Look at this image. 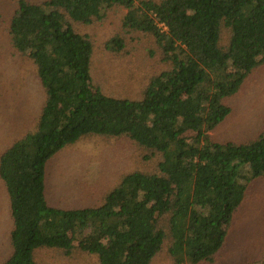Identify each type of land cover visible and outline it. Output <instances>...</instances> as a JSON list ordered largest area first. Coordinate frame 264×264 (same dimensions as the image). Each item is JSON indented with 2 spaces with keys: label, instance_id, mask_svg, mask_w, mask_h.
Wrapping results in <instances>:
<instances>
[{
  "label": "trees",
  "instance_id": "trees-1",
  "mask_svg": "<svg viewBox=\"0 0 264 264\" xmlns=\"http://www.w3.org/2000/svg\"><path fill=\"white\" fill-rule=\"evenodd\" d=\"M113 7L127 9L124 32L154 37L166 64L138 99L94 82L93 41L75 27ZM8 31L36 63L46 100L36 127L0 154L14 221L12 251L0 264H43L42 249L80 250L98 264H151L163 250L173 264L213 260L249 183L264 177V123L246 142L209 133L264 65V0H18ZM124 40L118 34L106 46L120 51ZM91 134L129 138L154 168L121 173L100 206H54L47 163Z\"/></svg>",
  "mask_w": 264,
  "mask_h": 264
},
{
  "label": "rangeland",
  "instance_id": "rangeland-1",
  "mask_svg": "<svg viewBox=\"0 0 264 264\" xmlns=\"http://www.w3.org/2000/svg\"><path fill=\"white\" fill-rule=\"evenodd\" d=\"M17 2L0 0V154L36 127L46 100L36 63L12 46L8 20ZM126 12L125 7H113L103 19L90 24L75 23V27L88 33L93 41L94 82L111 96L138 99L150 78L166 64L160 60V47L153 36L123 31ZM118 34L125 38V47L120 51L106 46ZM229 105V116L209 131L212 139L237 143L254 139L264 123V65L247 78L243 88L230 98ZM148 153L126 137L82 136L47 163V199L61 208L100 206L121 173L154 168L155 160L145 157ZM13 225L8 191L0 177V262L12 251ZM222 225L227 228L229 219ZM37 255L43 264H98L94 255L80 250L66 255L61 250L42 249ZM249 260L264 262V177L249 183L247 196L226 229L224 244L214 259L199 264H240ZM151 264L173 262L163 250Z\"/></svg>",
  "mask_w": 264,
  "mask_h": 264
}]
</instances>
